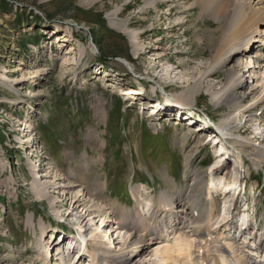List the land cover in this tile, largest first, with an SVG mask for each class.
Here are the masks:
<instances>
[{
    "label": "rangeland",
    "instance_id": "obj_1",
    "mask_svg": "<svg viewBox=\"0 0 264 264\" xmlns=\"http://www.w3.org/2000/svg\"><path fill=\"white\" fill-rule=\"evenodd\" d=\"M160 1L163 4L156 7L146 4V0H0V67L6 75L0 78V264H50L39 260L36 245L40 229L47 226L44 235L49 245L67 234L68 229H74L72 223L65 225L55 219L58 215L65 221H75V229L85 227V231L79 232L81 241H85L81 237L87 236L91 226L100 223L104 213L92 219V214H96L88 210V197L85 193L77 195V191L82 192L81 181L74 182V189L65 188L61 181L62 171L75 172L78 177L84 173L81 156L86 151L97 159L92 164L94 176L90 179L107 178L105 197L123 205L134 204L131 193L135 186H144L140 199L143 205H148L145 199L171 189L167 173L185 192L191 181L187 176L189 170L204 171L215 161L206 153L196 152L192 143L195 136L192 142L188 137V145L175 141L176 133L187 129H182L181 123L167 124L166 111L169 102L175 104L168 100L173 98L171 95L186 90L199 70L210 66L218 47V23L209 14H200L198 3L188 9L183 3L187 0ZM116 8L117 19L139 32L134 43L109 25L108 13ZM261 43L255 44L263 54ZM83 49L86 51L79 58ZM57 53L62 54L59 59ZM251 55L250 51L240 60L255 61L256 57ZM65 58L66 72L60 76ZM253 65L249 71L260 77L251 80L260 88L264 67ZM74 67L75 72L71 69ZM225 68L205 73L195 104L184 108L206 118L216 129L232 108L216 106L205 90L209 85L213 91L224 87ZM24 74L26 77H22ZM131 87L134 91L127 94ZM245 91L242 102L247 105L252 98ZM180 117L175 120L183 121ZM27 119L30 126L23 128ZM263 121L264 104L257 103L240 112L228 127L235 137L248 140L243 145L234 142L239 147L236 149L246 155L245 163L250 168V200L241 212L247 208L249 215L251 211L260 216L258 231L262 230L264 244V161L256 167L247 155L254 153L253 144L264 146L263 140L254 139V132L259 131L257 127ZM197 128L201 131L205 126ZM92 136V140H87ZM201 138L205 143L211 141L208 143L213 150V140ZM33 143L37 150H32ZM41 147L45 148L47 158L38 152ZM227 153L224 155L229 159ZM224 163L230 164L225 159L219 167ZM54 166L62 171L55 176H41ZM219 169L215 175L223 174ZM207 174L205 171L204 179ZM34 181L54 184L55 188H48L47 193L42 191L39 199ZM228 195L226 199L231 200ZM77 198L80 206L73 209ZM217 198L221 205L223 192ZM53 208L59 213L55 214ZM240 239L231 241L235 254L247 256L251 247ZM256 243L255 239L250 246H257Z\"/></svg>",
    "mask_w": 264,
    "mask_h": 264
},
{
    "label": "bare ground",
    "instance_id": "obj_2",
    "mask_svg": "<svg viewBox=\"0 0 264 264\" xmlns=\"http://www.w3.org/2000/svg\"><path fill=\"white\" fill-rule=\"evenodd\" d=\"M82 1L89 2L92 0ZM169 1L170 0H166V2ZM183 3H185L188 9H191L198 3L200 14L207 13L217 21L219 32L218 47L216 46L217 50L212 56L210 66L206 67L207 69L205 70H199L198 76L193 79V84H189L186 90L171 95L173 98H169L168 100L171 99L172 102L179 105L181 108H188L194 105L196 96L203 88V76L205 73L213 72V70H216L218 67L226 66V82L224 87L220 90L213 91L210 88L211 85H209L205 90L210 97L209 99L215 103L216 106L223 104L232 108L225 117L220 119V124L217 127L219 134H209V139L213 140L212 144H214L211 154L214 155L215 161L204 171H198L195 168L189 170L188 175L191 177V183L187 186L185 192L178 189L175 179L167 173L166 181L173 187L171 189H164L160 195L157 194L150 199H145L148 205H143L144 203L140 202V199L144 196L142 192L144 188L143 185L139 188L136 186L133 187L134 191L131 193L133 194L132 198L134 197V199H132L134 202L133 205L119 204L118 201H112L109 196H107L109 198L107 199L105 197L106 195H104L107 190V178L100 179L96 177L95 179H90L91 176H94L92 164L97 159L91 155L89 156L87 151L81 156L83 159L81 167L84 165V173H80V178L75 172L72 173L75 176L73 177L71 173L63 172L57 166H54L52 169L47 168L44 173L42 172L41 176H48L49 173L55 176L57 172L62 171V178H59L62 179L61 181L64 185H61L69 189H74L73 186L75 181H81L80 190L82 192L77 191V195L80 197L85 193L88 197V210L96 214H92V219L104 213V217L101 218L100 223L94 226V228L91 226L85 238L81 237V239H85L86 246L90 247L89 249L94 252L93 255L95 257L98 256L99 253L102 255L98 263H95V259V264H240V261L246 263L248 262V258H250L248 255L243 257L236 255L234 251L235 244H231L234 240L224 237V233L227 230L229 233L231 230H234L236 234V229H239L237 233L240 234V238H243V242L249 243L252 239V241L255 242L254 238L256 237L250 239V232H246L245 228V225L249 224L248 217L250 216L247 208L242 211L243 214H241V217H237V220L241 219V222L236 224L234 222V228H231L230 222L225 221L226 212L230 209V203L232 201V199L231 201L227 200L225 196L229 194L230 190H232V192L241 190L242 180L239 178L241 174L237 172L235 166L229 174H215L219 165L225 159L228 160V157L224 154L228 151L226 145L229 144V140L233 142H231L233 147L235 146L234 142H240V144L243 145L248 141L245 137H235L232 130L228 127L229 124L237 120L239 113L246 108L252 107V105L257 103L264 104V71L261 72L263 75L261 77L262 84L260 88L256 86L257 83L253 84V80H251L255 77L257 81L260 76L258 77L253 70L249 71L250 68H254L253 64L255 63L262 64L264 67V53L262 54L258 45L255 44L262 42L261 46L264 47V0H192L190 2L187 0ZM146 4H154L158 7L162 5L163 2L160 0H146ZM118 13L119 11L117 8L108 13L109 25L122 31L129 40L131 39L132 41H130L134 43L139 37V32L130 28L125 21L117 19ZM176 19H178V17ZM259 24H263V26ZM85 51L86 50L83 49L80 52L79 58L84 55ZM250 51L252 52L251 57H256L255 61L254 59H246L242 62L240 58ZM158 56L160 57L161 55ZM62 58H64V56ZM242 63L245 68L243 66L239 68V65H242ZM242 67L244 70H242ZM66 68L67 64L65 58L62 62V71L59 73L60 76H63V73L66 72ZM71 69L73 72L77 70L75 67ZM246 72H249V75H244ZM4 77H6V75L0 67V78ZM22 77H26V75L24 74ZM132 88L133 87L127 91V94L134 91ZM245 90L249 91V96L252 98V102L249 101L250 103L247 104L249 106L242 102L246 94ZM238 91L240 95L237 93ZM38 92L40 93L41 90L39 89ZM28 120L29 119H27L24 124L27 127L30 126ZM260 125H262V127H259ZM260 125L257 127V130L260 128L257 134H261L262 137H264V123ZM261 129H263V133L260 131ZM189 130H191L190 126H188L186 131L181 130L177 132L175 141L181 143V145L186 144L188 142L189 133L191 132ZM193 130H195V128H193ZM91 131H88V134H91ZM93 138L92 136L87 140H92ZM194 138H196L195 141L197 145H202L204 143L200 134L197 133ZM208 142L211 141L208 140L206 143ZM252 148L254 153L251 152V154L248 153L247 155L257 167L264 161V146H256L253 144ZM227 154L230 156L229 152ZM233 154H236L238 159L242 157V152L240 150L234 149ZM243 169L244 174H247L249 178V166H244ZM205 171L208 173L207 179L203 178ZM33 172L35 175L38 174V171L33 170ZM54 186V184L46 185L34 181V188L39 199L43 196L42 191L47 193L48 188H55ZM39 189L40 191H38ZM217 190L220 192L222 191L224 194L221 205L220 202L216 201L214 198V193H216ZM72 191L69 190V192ZM54 198L56 197L54 196L53 199ZM78 198L74 199L73 203H76V205L73 209H77L78 206H80H77ZM171 200L180 203L177 209H170L171 205H173V201ZM206 200L208 202L207 206L205 205ZM52 202H54V200ZM217 207L219 208V212H216V214L214 209ZM53 210L55 214L59 213L57 208H53ZM140 210L147 212L141 213ZM170 217H180L184 219V223L179 225L177 230L171 235L174 240H172L170 235H165L171 228L164 224V220ZM214 217H219V219L215 220ZM212 220L214 221L213 224L211 223ZM216 221L217 223H215ZM91 222H94V220ZM96 223H98V221ZM242 224H244L242 227L243 231H240L238 225ZM46 227L47 226H44L40 229L36 249L38 256L41 257L39 260L48 262L49 259L52 258V253L49 252V239L46 241V236L44 235L47 231ZM81 228H77L79 232L85 231V227ZM186 228L190 229L192 233L188 232ZM215 230L217 231L214 233L213 231ZM97 231L101 233L98 235ZM255 233L254 231V234ZM66 241L68 246V240H62V242ZM110 242L115 243L116 246L110 247L106 245H110ZM152 243L153 245H151ZM250 247L252 246H249V248ZM260 248L261 246H259V249ZM250 250L251 256H253V254L257 256V264H262L264 262V255L258 252L257 249H254V252H252V248H250ZM226 251H228V253H225ZM65 254L66 256H64ZM54 257L57 258L60 264L75 263L74 255L71 256V252L66 253L65 250H56L53 252V259ZM235 258L237 261L231 262L233 261L232 259L235 260ZM227 259H229L228 262H226ZM84 264H91V262L88 261V263L86 262Z\"/></svg>",
    "mask_w": 264,
    "mask_h": 264
},
{
    "label": "built area",
    "instance_id": "obj_3",
    "mask_svg": "<svg viewBox=\"0 0 264 264\" xmlns=\"http://www.w3.org/2000/svg\"><path fill=\"white\" fill-rule=\"evenodd\" d=\"M179 112H180V111H179ZM86 262L88 263V260L84 261L82 264H84V263H86Z\"/></svg>",
    "mask_w": 264,
    "mask_h": 264
},
{
    "label": "water",
    "instance_id": "obj_4",
    "mask_svg": "<svg viewBox=\"0 0 264 264\" xmlns=\"http://www.w3.org/2000/svg\"><path fill=\"white\" fill-rule=\"evenodd\" d=\"M178 107H180V106H178Z\"/></svg>",
    "mask_w": 264,
    "mask_h": 264
},
{
    "label": "trees",
    "instance_id": "obj_5",
    "mask_svg": "<svg viewBox=\"0 0 264 264\" xmlns=\"http://www.w3.org/2000/svg\"><path fill=\"white\" fill-rule=\"evenodd\" d=\"M15 154V153H14Z\"/></svg>",
    "mask_w": 264,
    "mask_h": 264
}]
</instances>
